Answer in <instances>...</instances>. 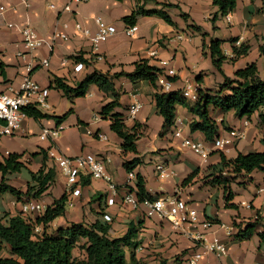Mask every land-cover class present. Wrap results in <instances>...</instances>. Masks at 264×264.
Masks as SVG:
<instances>
[{
    "label": "crops",
    "instance_id": "crops-1",
    "mask_svg": "<svg viewBox=\"0 0 264 264\" xmlns=\"http://www.w3.org/2000/svg\"><path fill=\"white\" fill-rule=\"evenodd\" d=\"M173 4L180 8L165 9L175 26L167 24L159 17L141 16L138 20V31L134 37L124 33L127 26L123 19L130 16L137 8L135 0H87L82 3H70L68 0H0V63L5 65L4 75L0 70V95L19 92L27 78H32L43 89L49 91L46 100L48 107L39 109L49 115L61 117L73 109L68 118L57 124L55 120L36 122L26 117L22 128L15 134L0 138V162L11 154L23 155L21 162L25 168L20 173L7 176V183L16 189L26 192L31 183V172L36 173L44 163L42 150H48L50 144L40 140L43 129L64 127L56 140L58 150L66 157L94 154L110 156L112 163L107 172L116 186L128 183V174L124 168L125 160L140 157V164L133 173L141 174L145 180L147 191L156 199L169 197L174 194L187 201L199 213V220L207 219L212 223L208 230L202 227H188L186 231H174L167 221L159 218H148L143 207L134 209L123 205L117 199L118 205L108 207L106 204L109 194V184L105 181L91 180L82 187L79 196H69L66 215L51 224V229L66 227L70 223L97 220L103 221V214L113 218L110 236L118 238L128 232L131 224L137 226L138 241L137 258L145 263L189 264L196 254L202 253L203 248L196 244L193 236L200 234L208 241L215 239L224 244L228 253L217 257L205 254L197 264H264V244L255 234L248 240L238 237L239 229L254 222L259 212L264 217L260 189H264V174L254 173L248 178L255 179L245 190L238 189L236 184L228 185L226 194L224 186L208 183L204 176L215 172L221 161L220 154L214 149L213 143L208 142L201 132H191L190 125L199 118L191 113L186 101L177 105L176 128L181 129L182 137L176 138V128L165 134L164 119L158 114L153 94L155 90L147 81L132 82L126 77L115 80V88L120 95L121 107L117 112L124 115L128 127L140 124L142 137L138 141V155L122 153V140L110 130V121L102 119L99 114L104 106L114 101L112 95L103 93L97 86H91L85 98L77 99L73 105L64 93L54 87L53 79L60 78L69 86H74L94 71L114 75L125 72L132 73L135 65L147 61L150 66L164 71L160 61H170L169 68L176 71V81L173 90H183L188 82H197L203 91L216 92L224 82V76L215 68L210 53V41H223L222 49L229 58L234 57L233 47L242 44L250 46L246 56L223 65L226 77L234 78L235 73L255 63L260 77L264 80V57L260 54V46L264 37V3L262 0H237L236 10L230 14L232 23L225 16L218 15L216 30L213 29L212 18L218 14V8L213 0H151L146 2V10H162L161 4ZM159 4V5H157ZM54 5L55 8H51ZM70 5V10L65 7ZM182 13L189 15L188 22L183 20ZM96 18H102L107 24L115 26L118 33L95 50L91 40L81 32L89 30L97 34ZM8 24H13L9 28ZM33 28L45 40L42 47L30 50L25 46L21 30ZM200 27L209 36L204 38L196 28ZM55 35H66L67 40H53ZM178 36H183L179 40ZM237 39L235 44L231 40ZM156 52L155 57L151 56ZM82 56L87 63L80 73L74 72L75 58ZM98 57L100 59H98ZM49 61V67L41 65V61ZM66 62V63H65ZM140 103L142 108L135 119L129 118L128 110L131 105ZM212 116L217 120L221 136L228 134L225 127L231 130H242L245 138L235 147L233 156L237 153L264 151L261 139L264 128L259 126L258 116L251 120L237 118L232 113L222 114L212 110ZM100 120L96 121L95 117ZM224 121V126L222 124ZM0 124H2L0 122ZM247 125V126H246ZM97 134L107 136L101 140ZM201 143L210 156L202 160L197 154L182 146L183 139ZM158 165L173 171V176L162 179L156 172ZM199 169V175L193 183L183 187L182 182L193 171ZM0 172V181L2 180ZM203 180V181H202ZM210 180V179H209ZM65 179L57 175L56 184L40 200L22 197L21 200L10 193L0 192V222L8 225L9 219L23 215V206L27 203L40 204L47 208L54 199L60 198L66 192ZM215 187V188H213ZM233 199L230 205L238 206V210L226 207L229 194ZM252 204V208L242 206V202ZM259 226L257 233L262 232ZM3 255H10V248L4 245Z\"/></svg>",
    "mask_w": 264,
    "mask_h": 264
},
{
    "label": "trees",
    "instance_id": "trees-1",
    "mask_svg": "<svg viewBox=\"0 0 264 264\" xmlns=\"http://www.w3.org/2000/svg\"><path fill=\"white\" fill-rule=\"evenodd\" d=\"M137 8L128 17L123 19L127 26H135L141 16L159 17L167 24L175 26L176 24L171 19L170 15L164 11L165 9H179L180 7L173 4H161L162 10H146L145 4L151 0H135ZM154 1V0H153ZM264 3V0H262ZM214 6L218 8V14L212 18L213 29L216 30V21L218 15H228L233 13L237 8V0H213ZM159 5V4H157ZM182 18L186 22L189 21V15L182 13ZM196 28L204 38L209 35L200 27ZM237 39L231 40V44H235ZM263 44L260 46V54L264 57V37ZM223 41L211 40L210 53L215 68L224 76V82L216 92L203 91L199 89V100L189 105L188 109L195 114L199 120L193 121L190 125L191 132H201L205 135L208 142H215L222 137L219 131L218 122L212 116V110L222 114L232 113L237 118H247L251 120L257 115L259 126L264 128V80L260 77L258 67L255 63L244 69H240L235 73L234 78L226 77L223 73V65L228 61H234L242 56H246L250 51V46L242 44L240 47H233L234 57L229 59L222 49ZM75 62L87 63L82 56L76 57ZM5 65L0 63V70L4 75ZM163 71L157 67H152L147 61H141L135 65V70L132 73L120 72L114 75L103 74L94 71L88 74L82 81L77 82L74 86H69L63 79L54 78L53 84L57 90L64 93L68 101L73 105L77 99L85 98L89 93L91 86H97L103 93L112 95L114 101L107 104L101 110L99 116L104 120L110 121V130L122 140L123 156L128 154L138 155V141L142 137V129L140 124H135L133 127H128L124 120V115L117 112L121 107L120 95L115 88V80L121 77H126L132 82L147 81L155 90L153 98L157 107L158 114L164 119V131L162 134L170 132L177 118V105L186 104V100L182 97V90H172L165 92L159 86V77ZM172 82L175 78H168ZM201 81V76L197 77V82ZM23 113L28 118H32L36 122L53 119L57 124H62L68 116L73 113L71 109L68 113L61 117L49 115L41 112L36 107L29 105L22 109ZM223 126L224 121H222ZM225 127V126H224ZM226 131L231 128L225 127ZM264 145V136L261 139ZM235 150L233 151V153ZM218 153V152H217ZM41 155L44 157V163L41 169L36 173L31 174V183L27 191L24 193L7 183V176L20 173L25 165L21 162L23 155L11 154L4 162H0V172L2 180L0 181V192L10 193L13 197L21 200L22 197L40 200L47 192L54 187L57 180V168L53 160L48 157V151L42 150ZM221 161L218 167H215V172L207 175L213 176V183L224 186V190L229 193L228 185L231 184L230 179L222 178L227 171L230 175L250 176L254 173L264 174V151L250 152L248 154L237 153L235 156H225L219 153ZM142 161L140 157H135L130 160H125L124 168L127 172H133ZM199 175V169L193 171L182 182V186H188L193 183ZM204 177V179L206 178ZM92 179L82 177V187L89 184ZM117 199L121 201L124 197L132 193L137 200L142 203L146 200H155L146 188V183L141 174L136 175V180L133 184L125 186H116ZM228 189V190H227ZM69 193L65 192L60 198L54 199L53 203L47 206L46 210L35 217L18 215L9 219L8 225L0 222V264H143L137 258V250L140 245L138 241L137 226L131 224L128 232L118 238H112L110 232L112 230V221L97 220L93 223H70L66 227L54 229V233H50L51 224L59 218L66 215V209L69 202ZM116 199V205L118 201ZM233 199L232 192L229 194L226 207L233 210H238V206L228 204V201ZM264 207V203H262ZM234 226L238 227V237L242 240H248L255 234L264 244V217L258 212L254 222L248 223L244 228L234 222ZM261 226L262 232L257 233V228ZM38 229V230H37ZM4 245L10 248V255H3ZM80 251V257L75 255L76 251ZM159 264H167L165 261H160Z\"/></svg>",
    "mask_w": 264,
    "mask_h": 264
},
{
    "label": "built area",
    "instance_id": "built-area-1",
    "mask_svg": "<svg viewBox=\"0 0 264 264\" xmlns=\"http://www.w3.org/2000/svg\"><path fill=\"white\" fill-rule=\"evenodd\" d=\"M70 3H82L87 0H68ZM51 8H55L54 5ZM1 13L5 11L1 8ZM65 10H70V5L65 7ZM0 13V14H1ZM225 19L228 23H232L230 14L225 15ZM96 24L98 26V32L95 35L89 30L82 29L81 25H77L78 32H81L88 37L93 43L95 50L98 49L99 45L106 42L109 38L116 35L118 30L115 26L107 24L102 18H96ZM9 28H13V24H8ZM138 31V26L126 27L124 33L129 37H134ZM25 46L30 50H35L45 45V40L41 38L38 33L31 27H26L21 30ZM67 40L66 35H55L53 40L57 39ZM179 40H183V36H178ZM156 52H152L151 56L155 57ZM98 59H100L98 57ZM41 65L49 67L50 63L47 60L41 61ZM66 63V62H65ZM161 66L164 68L163 74L159 77L158 84L165 92L173 90V82L168 78H175L177 76L174 69L169 68L170 61H160ZM85 69V64L77 62L74 67L75 73H80ZM199 89L200 86L195 81L188 82L183 90L182 97L191 103H195L199 100ZM49 91L43 89L37 82L32 78H27L19 92L15 93H4L0 95V138L3 136H10L15 134L22 128V123L26 118L22 109L29 105L36 107L37 109L46 108L48 104L46 102ZM142 105L135 103L130 106L128 113L129 118L135 119L137 114L140 112ZM96 121L100 120L99 116L95 117ZM180 120L175 121L174 128ZM247 126V125H246ZM64 127L58 126L54 129H43L40 134V140L48 142L50 148L48 151V157L54 161L56 165L57 174L65 179L66 192L70 196H79L81 194V181L82 177H89L92 180L105 181L109 184V194L107 197L106 204L108 207H113L116 204L117 189L116 185L112 183L111 177L108 175L107 167L112 163L110 156L87 154L77 157H66L64 156L56 146V140L61 135ZM101 140L107 141L108 138L105 135L97 134ZM176 138L182 137L181 129L176 128ZM245 138V132L242 130H231L227 135L220 137L214 143V149L218 153H223L229 157L233 155V151L239 141ZM182 146L190 149L197 154L202 160H206L210 156V152L198 142L190 139H183ZM156 172L162 179H168L173 176V171L166 169L164 165H158ZM136 180V175L133 172L128 174V184H133ZM259 194L262 197L264 203V189L259 190ZM123 205H130L134 209L143 207L145 215L148 218H159L162 221H167L171 228L176 231H186L188 227H202L204 230L211 228L212 223L207 219L200 221L198 211L191 207L187 201L182 199L179 194H174L169 197H162L153 201L146 200L140 203L134 194H127L122 200ZM242 206L249 208L246 202L242 203ZM46 208L40 204L27 203L23 206V216L35 217L42 214ZM105 221H112V216L109 214L104 215ZM38 230V229H37ZM196 244L203 248V252L196 254L189 264H197L199 260L205 254H212L217 257L226 256L228 253L227 247L222 244L219 240L208 241L204 236L197 234L193 236ZM143 264H158V263H143Z\"/></svg>",
    "mask_w": 264,
    "mask_h": 264
},
{
    "label": "rangeland",
    "instance_id": "rangeland-1",
    "mask_svg": "<svg viewBox=\"0 0 264 264\" xmlns=\"http://www.w3.org/2000/svg\"><path fill=\"white\" fill-rule=\"evenodd\" d=\"M243 140V139H242ZM231 173H228L227 171L224 173V175L225 176H221L222 178H224L225 179V177L228 179H230V181H231V183H234V184H236V186H238V189H240L241 191L242 190H245L246 188H247V186L251 183V182H253L255 179H250V178H248V176H243V175H240V176H236V175H233V176H231L230 175ZM204 177H206V176H204ZM204 177H203V180H204ZM211 177H213V176H208V177H206L205 178V180H208V183H211L213 186H215L216 185V183H213V179L211 178ZM210 179V180H209ZM202 180V181H203ZM213 188H215V187H213ZM229 189V188H228ZM227 189V190H228ZM245 202V201H244ZM243 203V202H242ZM241 203V204H242ZM247 203V202H246ZM248 205H249V208H252V204H250V203H247ZM243 207H245V206H243ZM247 208V207H246ZM50 233H54L55 232V230L52 228L50 231H49ZM75 255L76 256H81L80 255V251H76L75 252Z\"/></svg>",
    "mask_w": 264,
    "mask_h": 264
}]
</instances>
